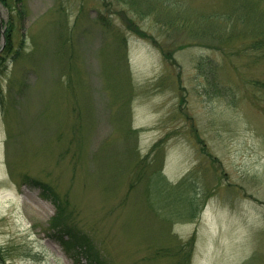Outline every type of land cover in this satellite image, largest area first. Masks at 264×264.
Masks as SVG:
<instances>
[{
    "label": "rangeland",
    "instance_id": "374dc122",
    "mask_svg": "<svg viewBox=\"0 0 264 264\" xmlns=\"http://www.w3.org/2000/svg\"><path fill=\"white\" fill-rule=\"evenodd\" d=\"M263 12L0 2V264H264Z\"/></svg>",
    "mask_w": 264,
    "mask_h": 264
},
{
    "label": "trees",
    "instance_id": "16d2710c",
    "mask_svg": "<svg viewBox=\"0 0 264 264\" xmlns=\"http://www.w3.org/2000/svg\"><path fill=\"white\" fill-rule=\"evenodd\" d=\"M1 3H4L5 0H0ZM20 8V7H18ZM260 12V11H259ZM257 19L259 22L263 21L264 22V12L263 13H260L257 15ZM233 25H234V22L231 21V30L233 29ZM229 30V31H221V32H215L213 33V35L215 36L213 40H219V42L221 44H223L224 42L226 41H229L233 35H232V31ZM189 31L190 32H194L191 28H189ZM8 32V31H7ZM222 33V34H220ZM9 34H11V30H9ZM240 34V33H239ZM244 34V33H243ZM250 34V37L251 38H254L252 42V45L253 46H264V26L263 27H258V30L255 32V33H248ZM246 34V35H248ZM232 36V37H231ZM258 48V47H257ZM10 51V44H5L1 49H0V60L1 59H6V57L8 56V52ZM1 65V63H0ZM3 69L0 68V72L2 71ZM159 175V174H158ZM184 181L183 182H187V176L183 179ZM189 185V183H188ZM189 187V186H188ZM195 194V193H194ZM206 200V197H204V200H202V202L204 203V201ZM55 206L57 208V212L60 208V205H59V202L57 200H55ZM194 213L191 217H194ZM73 232L70 233V231H66L63 233V234H66L68 236L67 239H63V236H61L59 238V243L61 244L62 248L64 249V251L66 252V254L72 256L75 258V256L73 254H77V255H80V256H83L86 260V264H106V262L99 256L98 252L94 249L93 247V244H91L88 240H82L83 242H80L78 243L77 245L79 246L78 248H73V245L72 242H71V238H73ZM191 244V240L189 239V241L187 242H183L180 247L181 248H184L185 246H188L189 244ZM179 247V248H180ZM74 250L75 249V253L73 252V254H71V250ZM177 253H180V250L177 252ZM190 254V250L187 251L186 253V257L184 258L183 256V260L186 259V261L188 260V255ZM76 255V257H77ZM183 262V261H182ZM179 263V264H183V263Z\"/></svg>",
    "mask_w": 264,
    "mask_h": 264
}]
</instances>
